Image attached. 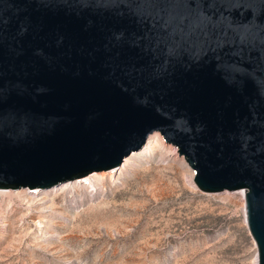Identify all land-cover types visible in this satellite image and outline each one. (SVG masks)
<instances>
[{"label":"water","instance_id":"95a60500","mask_svg":"<svg viewBox=\"0 0 264 264\" xmlns=\"http://www.w3.org/2000/svg\"><path fill=\"white\" fill-rule=\"evenodd\" d=\"M158 131L245 189L264 264V0H0V187L117 168Z\"/></svg>","mask_w":264,"mask_h":264},{"label":"rangeland","instance_id":"374dc122","mask_svg":"<svg viewBox=\"0 0 264 264\" xmlns=\"http://www.w3.org/2000/svg\"><path fill=\"white\" fill-rule=\"evenodd\" d=\"M156 133L155 148L88 182L0 187V264H257L241 191L198 188Z\"/></svg>","mask_w":264,"mask_h":264},{"label":"bare ground","instance_id":"6f19581e","mask_svg":"<svg viewBox=\"0 0 264 264\" xmlns=\"http://www.w3.org/2000/svg\"><path fill=\"white\" fill-rule=\"evenodd\" d=\"M156 132H158V131H154V132H152V133H150L148 136H147V138H146V140H145V142H144V144L142 145V147L139 149V150H137V151H132L129 155H126L124 158H123V160H122V162H121V164L117 167V168H111V169H118V168H121L122 167V163H123V161H124V163H123V166L124 165H126V164H128V163H130L131 162V156H133V152L135 153V152H139V151H143V150H145V151H150V150H152L153 148H155L156 146H157V143H156V141H155V139H156V137H157V133ZM171 153V152H170ZM132 154V155H131ZM131 155V156H130ZM129 156V157H128ZM127 157V158H126ZM125 159V160H124ZM111 169H109V170H111ZM109 170H105V171H109ZM113 171V170H112ZM94 172H96V171H94ZM94 172H91V173H89V174H87V175H85V176H83V177H80V178H78L79 179V181L81 182V181H84V182H88V181H90L91 180V178L94 176V175H92V176H90V174H92V173H94ZM98 175V174H97ZM78 179H75V180H72V181H76V180H78ZM67 182H69V181H66V182H64V183H62L61 185H63V184H65V183H67ZM1 188H5V187H1ZM24 188H27V189H25V190H22V191H20V192H26L27 190H29V188L28 187H24ZM36 188V190H38V188L37 187H35ZM35 188H30V189H33L34 191H35ZM8 189H14V188H8ZM22 189V188H21ZM17 190H18V188H17ZM30 191V190H29ZM237 191H241V194H242V197L244 198V194H245V189L244 188H239V189H237L235 192H237ZM30 192H33V191H30ZM37 192H39V191H37ZM244 215H245V222H246V208L244 207Z\"/></svg>","mask_w":264,"mask_h":264}]
</instances>
